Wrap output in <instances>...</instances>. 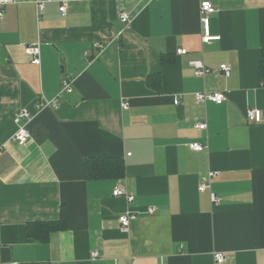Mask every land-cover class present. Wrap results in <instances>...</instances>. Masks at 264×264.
<instances>
[{
	"label": "crops",
	"instance_id": "obj_1",
	"mask_svg": "<svg viewBox=\"0 0 264 264\" xmlns=\"http://www.w3.org/2000/svg\"><path fill=\"white\" fill-rule=\"evenodd\" d=\"M37 1H46L40 17ZM61 1L19 0L0 19V264H215L216 253L223 264H264V0H208L221 37L210 44L204 0L71 1L66 16ZM35 43L40 66L26 54ZM199 60L204 78L190 65ZM68 78L73 91L59 108L37 110ZM202 91L226 101L197 102ZM23 109L31 139L19 146L11 139ZM248 109L263 122L250 123ZM87 158L122 159L125 177L87 180ZM210 172L216 205L199 191ZM62 206L68 229L31 239L29 224L59 220ZM129 212L137 218L123 232L119 217Z\"/></svg>",
	"mask_w": 264,
	"mask_h": 264
},
{
	"label": "built area",
	"instance_id": "obj_2",
	"mask_svg": "<svg viewBox=\"0 0 264 264\" xmlns=\"http://www.w3.org/2000/svg\"><path fill=\"white\" fill-rule=\"evenodd\" d=\"M71 1L79 2V1H87V0H63L61 1V6H60L59 11L63 16L67 15L68 3ZM146 1L160 2L162 0H146ZM18 3H19V0H0V19L4 17L5 7L9 5H15ZM45 4H46V1H37L35 3L38 17H40V13L44 11ZM217 12H218V8L211 1L204 0L201 2L200 17H201V23L203 26L202 42L204 44H210L213 41H218L221 39L220 36H213L211 33V17ZM119 18L121 22L124 23L127 27H129L132 23V19L129 13H126V12L120 13ZM26 54L31 57L33 65H37V66L41 65V49H40L39 43H35L33 45L27 46ZM177 54L185 55L187 54V51L184 49H180L177 51ZM190 65L194 68L195 75L198 78H204L209 73V69L204 65L203 61L201 60L192 61L190 62ZM220 71L223 72L225 76H228L230 74V68L227 65H222L220 67ZM72 91H73V80L71 78L65 79L63 81V87H62V91L60 95L57 96L53 100H47L44 98L41 99L40 102L36 105V109L42 110L48 107L58 109L59 108L58 103L61 97L63 96V94L71 93ZM195 97H196L197 102H200V103L213 102V103L220 105L226 101V96L224 92L202 91V92L196 93ZM178 103H179V99H175V104L177 105ZM129 105L130 104L127 101H123L122 103L123 110H128ZM31 118H32V113L27 109H23L18 113L14 121L18 128L11 139L12 142L16 143L19 146H25L28 144V142L31 139V133L27 127V124L31 120ZM247 119L249 120L250 123H254V124H261L263 122L262 113L258 109H248ZM196 128L199 131L204 132L207 130V123L205 122L199 123L196 125ZM189 148L192 151L198 152V153H204L208 151V146L202 143H193L189 146ZM216 177H217V173L210 172L208 174L207 179H205V181L199 187L200 192H205V191L210 192L211 201L215 205L220 203L219 197L212 191V181ZM115 195L120 196V197L121 196L125 197L129 204L133 203L134 201L133 195L125 192L123 189L119 187L115 190ZM149 213H154V210L151 209ZM136 218H137L136 214H133L130 212L119 217V222L121 224V230L123 232H128L132 221L136 220ZM99 257L100 255L98 252L95 251L92 253L93 260H96ZM224 261H225V256L222 253L215 254V264H223ZM11 264H19V263L13 262Z\"/></svg>",
	"mask_w": 264,
	"mask_h": 264
},
{
	"label": "trees",
	"instance_id": "obj_3",
	"mask_svg": "<svg viewBox=\"0 0 264 264\" xmlns=\"http://www.w3.org/2000/svg\"><path fill=\"white\" fill-rule=\"evenodd\" d=\"M173 62L172 55H163L162 63ZM259 76L264 82V54L259 65ZM159 80V76H150L148 83ZM84 172L87 180L122 179L125 177V165L119 158H87L84 162ZM69 227V217L66 206L61 208V217L55 221L33 222L28 226L31 239L45 243L50 239L52 233L66 231Z\"/></svg>",
	"mask_w": 264,
	"mask_h": 264
}]
</instances>
